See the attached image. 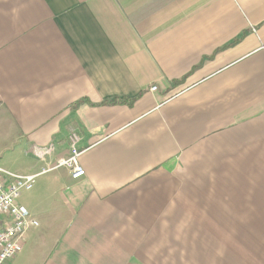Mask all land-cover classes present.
Listing matches in <instances>:
<instances>
[{"label":"crops","instance_id":"1","mask_svg":"<svg viewBox=\"0 0 264 264\" xmlns=\"http://www.w3.org/2000/svg\"><path fill=\"white\" fill-rule=\"evenodd\" d=\"M72 130L7 264H264V0H0V165Z\"/></svg>","mask_w":264,"mask_h":264},{"label":"built area","instance_id":"2","mask_svg":"<svg viewBox=\"0 0 264 264\" xmlns=\"http://www.w3.org/2000/svg\"><path fill=\"white\" fill-rule=\"evenodd\" d=\"M157 90V87L151 88L153 92ZM68 142L69 155L55 162L49 160L56 151L54 144L38 150L37 157L46 167L37 174L21 175L0 165V264H7L22 253L26 232L38 225L28 209L20 205L22 193L31 191L38 177L59 168L68 169L74 181L85 177L86 172L80 164L82 138L77 130L71 131Z\"/></svg>","mask_w":264,"mask_h":264},{"label":"trees","instance_id":"3","mask_svg":"<svg viewBox=\"0 0 264 264\" xmlns=\"http://www.w3.org/2000/svg\"><path fill=\"white\" fill-rule=\"evenodd\" d=\"M128 103V104H132L133 103V101H129V100H124V101H120V100H114V101H112V103Z\"/></svg>","mask_w":264,"mask_h":264},{"label":"rangeland","instance_id":"4","mask_svg":"<svg viewBox=\"0 0 264 264\" xmlns=\"http://www.w3.org/2000/svg\"><path fill=\"white\" fill-rule=\"evenodd\" d=\"M27 193V192H26ZM25 195V192L22 193V196L20 197L19 201L23 199V196Z\"/></svg>","mask_w":264,"mask_h":264}]
</instances>
